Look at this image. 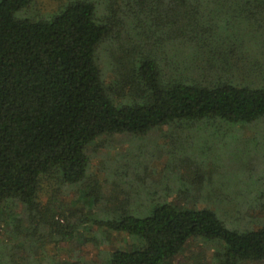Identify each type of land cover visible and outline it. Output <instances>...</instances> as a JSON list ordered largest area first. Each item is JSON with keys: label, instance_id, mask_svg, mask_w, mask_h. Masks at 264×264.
I'll list each match as a JSON object with an SVG mask.
<instances>
[{"label": "trees", "instance_id": "trees-1", "mask_svg": "<svg viewBox=\"0 0 264 264\" xmlns=\"http://www.w3.org/2000/svg\"><path fill=\"white\" fill-rule=\"evenodd\" d=\"M216 74L228 78L206 84ZM260 122L264 0H0V264L56 263L48 247L80 222L61 223L52 203L88 179L86 150L101 137L180 125L223 139ZM45 182L53 197L41 203ZM115 191L84 219L105 242H133L101 251V264H168L192 241L211 248L212 264H264L260 178L251 202L227 194V208L153 202L130 213L133 195ZM99 198L94 183L80 200L91 210Z\"/></svg>", "mask_w": 264, "mask_h": 264}, {"label": "rangeland", "instance_id": "rangeland-1", "mask_svg": "<svg viewBox=\"0 0 264 264\" xmlns=\"http://www.w3.org/2000/svg\"><path fill=\"white\" fill-rule=\"evenodd\" d=\"M251 46L255 48L256 44ZM227 78L224 74L211 75L206 84L211 85ZM104 79L112 82L110 70ZM248 81L243 77V83ZM224 129L227 137L231 131L226 127L220 131ZM261 132H264V122L236 127L233 129L234 135L223 139L210 137L214 132L203 127L196 129L179 125L156 129L144 137L113 135L93 142L86 150L89 160L88 179L82 185L62 189L52 203L54 210L60 209L58 218L61 223L80 222L73 239L61 242L56 249L48 247V254L56 261L53 264H101V251L126 250L132 246L133 241L121 234L112 233L109 241L105 242L104 235H100L85 220L90 214L95 216L101 213L103 207H110L107 196L112 187L116 189L120 201H123L121 197L124 193L133 195L129 201L132 207L130 213L137 212L135 206L139 207L141 213L144 205L151 206L153 202H167L178 207L203 208L209 205L227 208L226 195L239 192L246 196L244 204L251 202L253 196H248L246 192L250 180L260 178L264 181V141L258 140L256 135ZM235 136H239L238 141ZM94 183L98 184L100 198L89 210L88 204L80 199L82 192L90 189ZM210 190L216 192L208 195ZM133 193H136L135 197ZM49 194L52 199L51 186L45 182L42 184L39 201L46 203ZM246 212L249 214L251 211ZM94 235L99 243L93 240ZM101 241L105 243L101 244ZM204 248L201 242L192 241L181 255L168 264H212L211 248Z\"/></svg>", "mask_w": 264, "mask_h": 264}]
</instances>
